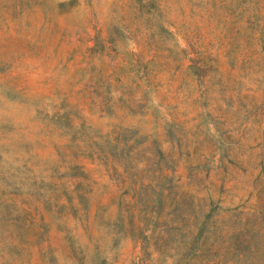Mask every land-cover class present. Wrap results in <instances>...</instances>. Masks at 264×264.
<instances>
[{"label":"rangeland","instance_id":"rangeland-1","mask_svg":"<svg viewBox=\"0 0 264 264\" xmlns=\"http://www.w3.org/2000/svg\"><path fill=\"white\" fill-rule=\"evenodd\" d=\"M0 264H264V0H0Z\"/></svg>","mask_w":264,"mask_h":264}]
</instances>
